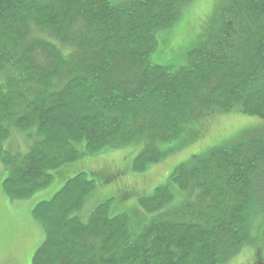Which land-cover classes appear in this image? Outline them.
I'll return each instance as SVG.
<instances>
[{
    "label": "trees",
    "instance_id": "trees-1",
    "mask_svg": "<svg viewBox=\"0 0 264 264\" xmlns=\"http://www.w3.org/2000/svg\"><path fill=\"white\" fill-rule=\"evenodd\" d=\"M192 1L0 0L3 182L21 198L49 186L54 173L62 182L33 210L45 230L33 264H224L255 241L264 212V126L179 164L174 190L140 197L135 213L128 210L141 224L153 216L136 237L133 217L110 215L113 197L103 191L125 170L101 173L97 185L85 171L68 177L64 166L82 158L79 147L90 155L138 143L128 170L142 173L185 125L196 123L194 142L215 116L264 120V0H224L220 28L185 51L186 64L154 60L158 32L178 25ZM16 131L29 146L11 153L5 142ZM88 197L95 208L84 217Z\"/></svg>",
    "mask_w": 264,
    "mask_h": 264
},
{
    "label": "rangeland",
    "instance_id": "rangeland-1",
    "mask_svg": "<svg viewBox=\"0 0 264 264\" xmlns=\"http://www.w3.org/2000/svg\"><path fill=\"white\" fill-rule=\"evenodd\" d=\"M223 4L224 0L192 1L185 12L183 11V16L178 25L158 32L159 45L154 60L163 65H172L175 68L186 64L188 59L185 51L189 47L208 41L207 39L220 28L221 10L225 6ZM183 24L188 26V36L180 32ZM188 43L190 46L186 45ZM194 126H196V123L185 125L181 136L176 141L161 144L162 160L152 164L147 171L142 173H133L128 170L142 145L138 143L113 148L105 147L90 155H85L79 147L82 158L76 161L74 165L64 166L70 167V171L73 172L68 174V177H72L74 173L79 171H85L89 178L96 180L97 185L103 181L100 177L101 173L108 170H125V173L120 172L103 191L106 197H113L112 200L107 198L110 200V215L125 211L128 212L131 218L133 217L134 223L131 230L133 236L136 237L142 227L149 223L153 216V214L147 212L148 217L144 219L142 224L139 223L140 219L136 217L133 209L137 204L139 205L138 200L140 197L151 196L157 187H170L174 190L171 179L179 164L188 162L193 155H202L215 147L225 145L222 142L235 136L240 131L250 129L249 126H264V120L241 112L239 114L229 112L226 115L215 116L214 119L211 118L205 121L204 133L201 134L198 140L192 142L191 137L195 130ZM25 134L16 131L11 140L5 142L6 149L11 150V153L25 151L28 148H26V145L29 146L27 142L29 136ZM6 172L7 168L0 161V264H33L35 252L45 239V230L34 216L33 210L38 202L49 199L56 188L58 190L62 187L60 185L62 182L53 172L55 179L49 186L40 188L28 198L13 197L8 193L3 182L4 173ZM124 187L141 192V194L122 199L117 196V192H108V190H122ZM97 190L99 191V189ZM187 198H191V196L188 194ZM94 201L95 197H92L90 201L88 197L87 203L81 210L82 216L87 217L91 210L95 208L94 205H89ZM253 238H255L253 244L242 248L224 264H264V212L255 220Z\"/></svg>",
    "mask_w": 264,
    "mask_h": 264
},
{
    "label": "crops",
    "instance_id": "crops-1",
    "mask_svg": "<svg viewBox=\"0 0 264 264\" xmlns=\"http://www.w3.org/2000/svg\"><path fill=\"white\" fill-rule=\"evenodd\" d=\"M6 174H7V173H4L5 176H6ZM5 176H4V177H5ZM4 177H3V179H4Z\"/></svg>",
    "mask_w": 264,
    "mask_h": 264
}]
</instances>
